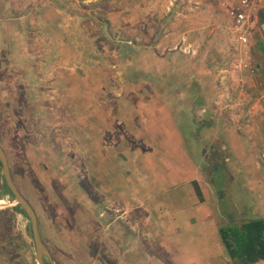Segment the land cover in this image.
<instances>
[{"label": "rangeland", "instance_id": "374dc122", "mask_svg": "<svg viewBox=\"0 0 264 264\" xmlns=\"http://www.w3.org/2000/svg\"><path fill=\"white\" fill-rule=\"evenodd\" d=\"M220 1L0 0V145L13 182L36 214L54 264H176L166 261L160 246L153 248L155 242L147 237L154 233V223L143 221L153 215L132 206L133 182L127 169L116 168L115 160L111 168L105 158L121 159L123 152L124 161L139 156L140 150L146 155V144L151 143L157 156L140 159L143 167L173 162L169 152L175 143L167 139L175 134L167 127L172 119L198 120L202 108L211 107L225 117L232 115L229 106L245 100L264 105V78L246 98L245 86L236 89L235 81L238 72L252 66L253 40L257 50L264 46L258 12L253 21L236 27ZM47 9V21L71 25L69 54L68 31H59L70 64L57 63L59 40L46 38L56 30L50 26L44 31L40 25ZM258 10L264 18V0ZM103 12L110 21L105 26L85 16ZM241 35L248 39L245 53L246 46L242 49L238 42ZM78 86L91 88V99L88 91L74 92ZM68 92L71 109L67 101L58 104ZM197 96L202 103L195 106ZM76 101H89L93 108L108 105L105 111H92L83 124L89 112ZM117 128L123 138L114 141L109 133ZM195 137L194 131L188 133L189 140ZM208 146L207 153L212 152ZM198 152L193 162L206 183L213 167L206 159L201 163ZM142 177H148L147 171ZM117 181L122 182L121 191L115 189ZM103 184L113 187L108 192ZM220 191L223 199L235 197L230 186ZM217 193L212 195L218 200ZM117 194L129 197L127 206H118L117 199L106 201ZM13 202L0 200V210L12 208ZM10 225L0 235V264H37L30 221L16 212ZM123 241L128 242L124 249Z\"/></svg>", "mask_w": 264, "mask_h": 264}, {"label": "crops", "instance_id": "0c3cea01", "mask_svg": "<svg viewBox=\"0 0 264 264\" xmlns=\"http://www.w3.org/2000/svg\"><path fill=\"white\" fill-rule=\"evenodd\" d=\"M259 3L260 0H257V12L260 19L258 24L264 20L259 13L260 10H258ZM49 12L50 9H47L42 13L43 17L40 16L42 19L40 25H43L44 31H49L50 26L52 30H56L51 34V37L46 38L48 42L54 41L52 38L59 40V52L55 56L57 57V63L70 64L68 59L71 56L68 59L64 57L65 51H63L61 46L63 39L61 35L63 34L59 31H68L65 43L69 54L71 25L47 21ZM29 24L32 26L31 23H28V26ZM56 34H60V38H56ZM260 38L264 42L262 35ZM254 44L253 40L252 46L255 47L251 55L252 66L248 70L241 71V73L238 72L239 76H235L237 78L235 79L237 82L236 89H241L245 86V90L242 93L245 96L244 98L252 94L251 90L256 91L259 89L261 80L264 78V46L257 50L256 48L258 47ZM246 48L247 46L243 51L244 53L247 52ZM74 79L75 75L71 74V80ZM85 88L78 86L74 87L73 91H79L84 95L88 91L91 99L92 89ZM55 89L57 88L53 85V90ZM56 93L59 94L58 89ZM68 95L66 100H62L58 104L61 106L67 101L71 109L70 93ZM76 102V105L83 106L84 112H89L88 116L86 113L83 115V124L86 123V117L93 116L92 111H105L107 109L106 105H108L103 103L99 104V108H93L89 101ZM59 105H57L59 107L58 110L61 109ZM138 106L140 108V105ZM229 108L232 112L227 113L232 115L226 114L225 117H221L222 114L217 113V110L211 107L207 108L208 110L202 108L204 115L198 120L182 118V122H177L172 119L167 127L169 130L174 128L175 134L167 135V139L175 143V150L169 152L170 155L174 154L170 157H173V162H168L167 159L163 162L159 158L162 163H155V166H150V163H148V167H143L145 158L150 160L152 157L155 159L157 156L153 154L155 150L151 143L146 144L147 151H144L146 155L140 154V150L138 152L139 156L133 155L128 157V159L125 157L126 160L124 161L122 158L123 152H120L121 159H119V155H115L111 159L109 157L105 158L109 163V167L113 165L111 160H115L114 165L116 168H120L121 171L127 169L130 174L129 177L126 173L129 177L128 180L133 182L131 185L134 194L130 196L133 199L132 206L134 208L148 209L149 214L153 215L152 219L143 221L144 223H154L152 224L153 228H155L154 233L147 234V237L155 242L154 245L152 244L153 248L157 244L160 246V249L163 250V255H166L165 260L170 263L173 260L176 264H227L225 261V250L219 237V228L232 223L238 224L242 220L264 218V105H256L255 102L245 100L243 103L231 105ZM116 124L119 125L120 123L116 121ZM118 130L119 128L113 131L110 129L109 134H113L111 138L114 141L119 139L118 137L123 138L122 133L118 132ZM105 131L108 132L109 130L106 128ZM193 131L196 137L189 140L188 133ZM152 136H155V134H152ZM193 142L198 145L196 147L191 146L190 144H193ZM208 143H210V150L212 151L209 153H207L209 151L207 148L209 147ZM198 148L201 158H199V161L201 163L204 162V159L212 157L215 161H211L210 164L214 170V163L221 164L217 167L226 177L223 180H219V189L217 191L215 184L210 179L206 178V183L204 182L203 171L199 172L196 169L193 157H195L194 153ZM140 159L143 160L141 163ZM163 163L166 164L168 169L163 167ZM169 163H173V166L169 165ZM190 165H193L191 170L188 169ZM101 167L106 170V166L101 165ZM206 168L208 166H204V170ZM146 171L148 177H142L143 172ZM193 173L196 175L195 177H193ZM141 180H143L142 183ZM196 180V186L201 192L200 198L203 200L199 199L195 192L193 182ZM103 185L101 186L102 189L108 192L113 187L109 184L107 186ZM115 185L117 191L122 190V182L117 181ZM228 186H230L235 197L231 196V198L228 196L226 198L224 196L223 199V197L221 198L220 190L224 191ZM257 191L262 192V194L254 195V192ZM216 192H218V200L214 199L212 195L213 193L216 196ZM210 195L212 198L209 200ZM113 199L119 201L116 203L118 206H127L125 201L129 197L124 194H117L116 197H108L106 201L111 202ZM138 222H141V220ZM119 232L123 234L122 231L119 230ZM142 236H144V232ZM160 238H163L162 243H159ZM127 245L128 242L125 243L123 241V249ZM130 245L134 247V252L135 244L130 243ZM255 264H264V261H259Z\"/></svg>", "mask_w": 264, "mask_h": 264}, {"label": "trees", "instance_id": "16d2710c", "mask_svg": "<svg viewBox=\"0 0 264 264\" xmlns=\"http://www.w3.org/2000/svg\"><path fill=\"white\" fill-rule=\"evenodd\" d=\"M104 13L105 12L97 15L90 14V16H85L92 18V20L96 22L97 25L105 26L109 24L110 21L103 15ZM109 37L110 35H107V38ZM194 99L195 106H198L202 103L198 96ZM206 161L210 164L211 161L215 160L212 159V157H209L206 158ZM214 164L215 170L213 169V171L209 174L208 179H210L211 182L215 184V189L217 191L219 189V185H216L218 184V182L216 183V178L218 177V180H223V178L225 179L226 176L223 175L220 169L217 167L221 164ZM193 186H195V192L200 198L201 192L199 188L196 186V184ZM0 200H7L8 202H13L15 200L13 194L2 178L1 171ZM16 212L24 215L29 220L24 210L19 205H13L12 208L0 210V235L10 229V224L13 222L14 213ZM219 237L225 250V261L227 264H255L259 261H264V218L242 220L238 224L232 223L222 226L219 228ZM21 246H26L24 241L22 242ZM45 262L46 264H49L46 258Z\"/></svg>", "mask_w": 264, "mask_h": 264}, {"label": "water", "instance_id": "95a60500", "mask_svg": "<svg viewBox=\"0 0 264 264\" xmlns=\"http://www.w3.org/2000/svg\"><path fill=\"white\" fill-rule=\"evenodd\" d=\"M0 171L4 182L6 183L7 187L9 188V190L11 191V193L15 198L12 205H19L24 210L27 217L29 218L37 264H46L45 258L48 260L49 264H54L48 248L41 239L38 230L37 217L34 210L31 207V205L28 203V201L19 192L15 183L13 182L7 156L1 145H0Z\"/></svg>", "mask_w": 264, "mask_h": 264}, {"label": "built area", "instance_id": "2783aa9c", "mask_svg": "<svg viewBox=\"0 0 264 264\" xmlns=\"http://www.w3.org/2000/svg\"><path fill=\"white\" fill-rule=\"evenodd\" d=\"M257 0H221L220 7L232 20L236 27L249 21L257 12ZM258 31L264 37V20L258 24ZM239 46L242 49L248 44L245 35L239 37Z\"/></svg>", "mask_w": 264, "mask_h": 264}, {"label": "flooded vegetation", "instance_id": "af4514ba", "mask_svg": "<svg viewBox=\"0 0 264 264\" xmlns=\"http://www.w3.org/2000/svg\"><path fill=\"white\" fill-rule=\"evenodd\" d=\"M47 247V246H46ZM53 262H54V260H53Z\"/></svg>", "mask_w": 264, "mask_h": 264}]
</instances>
